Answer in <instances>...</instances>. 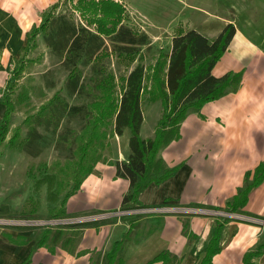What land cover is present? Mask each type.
Segmentation results:
<instances>
[{
  "label": "crops",
  "instance_id": "1",
  "mask_svg": "<svg viewBox=\"0 0 264 264\" xmlns=\"http://www.w3.org/2000/svg\"><path fill=\"white\" fill-rule=\"evenodd\" d=\"M113 1L125 8L118 26V38L113 34H100L91 26L95 24L85 23L77 7V0H0V96L16 60L22 57L27 32L34 25H39L42 13L53 6L55 8L47 30L37 35V47L27 57L35 59L34 56L39 55L40 59L34 62L35 65L40 69L45 65L42 69L46 74L45 83L41 85L43 92L48 94L55 91L53 94L58 93L71 103H75L78 86L74 90L70 89L67 79L61 84L59 72L67 74L64 78L75 67L80 72H88L89 69L95 72V60L103 49L110 51L111 58H114L113 48L123 53L122 45H127L122 40L127 32L124 26L135 30L132 27L133 21H138L136 19L141 15L146 25H141L140 33H146L150 38V43L141 46V52H146V49L153 51L157 46L163 48L159 44H162L160 40L164 38L168 45L164 52H170L172 39L179 28L185 31L196 29L212 40L226 24L233 23L235 33L211 73L220 77L231 70H242L239 88L205 102L199 111H189L181 123L180 138L159 152L168 167L179 165V168L161 183H150L140 194L142 207L171 205L199 211L185 214L143 213L134 220L132 228L128 220L131 216H125L124 219L121 215H110L103 221L84 227L81 238L66 246L61 239L56 244L48 241L36 247L39 233L33 234V230L26 228H0V264H22L28 258V264H91L94 251L104 252L113 241L123 237H127L121 251L124 264L145 263L162 250L175 254L178 264H200L215 222L227 217L222 214L228 212L224 208L243 185L245 173L264 161V30L259 25L263 21L264 0H217L215 10L211 9L210 2L205 6H196L184 0V5L201 11L206 18L202 19L199 26H191L192 22L197 21L194 15L189 14L179 19V25L171 28V32L166 31L168 34L164 36L160 33L166 29L159 32L161 26L147 23L148 18L134 6L132 0ZM67 4L69 8L65 9ZM261 9L262 13H258ZM86 15L90 16L88 13ZM245 23L253 28L252 35L245 32L243 26H238ZM160 52H156V59ZM148 57L146 54L141 62L145 65L154 64L151 63L152 58ZM137 63L134 61L129 71ZM85 74H81V77L85 78ZM150 104H155L153 111L160 116L162 114L160 99L152 101L143 98L144 122ZM4 109L0 97V120ZM12 121L11 118V127ZM154 131L152 135L142 136L151 137ZM129 136L127 141H123V147L113 151V157L96 163L93 172L69 197L66 206L69 216L113 212L121 207L130 181L116 175V166L110 160H122L130 154L127 143ZM22 151L28 155L25 150L8 146L0 148V215L15 213L23 216L26 207H29L31 215L39 214V202L33 204L35 194L22 187L25 181L32 182L31 177L23 173V177L18 179L17 166L20 163L9 160L10 156ZM215 211H219L217 218L210 215ZM242 214L264 217V180L249 193ZM185 220L189 223L187 233L184 231ZM65 229L74 233L80 228ZM10 236L18 242L11 240ZM263 241V225L231 218L223 226L219 239L220 251L213 256L212 264H242L245 252ZM81 250L89 252L79 254ZM253 261V264H264V251Z\"/></svg>",
  "mask_w": 264,
  "mask_h": 264
},
{
  "label": "trees",
  "instance_id": "2",
  "mask_svg": "<svg viewBox=\"0 0 264 264\" xmlns=\"http://www.w3.org/2000/svg\"><path fill=\"white\" fill-rule=\"evenodd\" d=\"M77 7L81 13L87 12L91 16L88 22L89 24H95L97 26L96 30L100 34H113L118 38L120 33L118 26L122 21L125 10L121 4L113 0H77ZM53 8L42 13L40 24L34 25L27 32V43L23 47L22 57L16 60L1 99L5 109L0 120V145L5 143L8 147L20 151L25 150L28 153H32L27 149V144H30L32 140L28 138L23 141L20 138V125L14 128L11 127V118L16 111V105L25 99L26 93L21 92L17 100H14L12 95L27 65L36 62V59L28 58L27 55L37 47V35L47 30L53 16ZM124 27L127 32L122 40L127 45H122V51L126 53L137 52L142 45L150 43V38L146 33H139L130 27ZM234 33L235 25L233 23L226 24L212 40L196 29L185 31L179 28L172 39L171 51H161L154 64L145 65L143 62H138L132 70L121 75L118 79L112 71L102 75L97 84L100 95L88 104L85 115L89 114V119L76 137L78 142L75 150L76 155L66 163L67 173L71 178V182L66 183L71 187L66 188L65 186L64 188L63 182L57 181L56 174L49 171L36 177L34 182L32 181L36 191H39L43 185L47 186L48 200L52 203H57L64 192L60 203L53 210L54 215L50 217L69 216L66 211L69 197L80 188L83 180L93 172L96 163L103 158L102 149L108 146V137L123 135L126 128L130 131L128 142L131 150L130 154L125 159L110 160V162L115 164L118 177H125L130 181L129 189L123 195L121 209L142 207L140 194L143 190L152 182L155 184L161 183L179 168V165L168 167L159 152L164 146L180 138L181 123L189 111L191 109L199 111L205 102L220 98L239 88L243 76L242 70H231L220 77H215L211 73L214 65L227 50ZM75 68L69 71L66 83L70 84V89L73 90L78 86L80 92L85 87L84 78L81 77L82 72ZM145 95L152 101L160 99L163 106L162 114L156 123L154 135L146 138L141 134L144 122L142 101ZM49 101L50 106L45 108L44 105L34 115H28L26 120L29 118L34 119L40 124L43 111L48 109L52 112L50 117L57 120L56 128L59 120L67 114L77 115L85 110L84 105L71 103L58 93L54 94ZM36 129V126H31L33 137L39 136ZM34 151L40 152V150ZM30 177L32 178V176ZM263 180L264 161H261L253 170L245 173L243 185L228 201L224 208L225 211L242 213V208L248 201L249 193ZM33 204H37V201L34 200ZM141 214L143 213H131L120 217L126 219L125 216H131L128 220H130V227L132 228L134 220ZM229 219L222 217V219L216 220L205 246L206 253L200 264H212L213 256L220 251L219 239L223 226ZM90 224V222H79L27 229L33 230V234H40L36 240V247L43 246L48 241L56 244L61 239H63V244L66 246L79 240L83 228ZM188 226L189 223L185 220V233L188 231ZM67 227H78L80 229L73 233L66 230ZM71 235H74V237ZM126 238L123 237L113 241L104 252L94 251L91 256V264H124L125 259L121 251ZM10 239L18 242L12 236H10ZM263 251L264 241L245 252L242 264H253V259L261 255ZM87 252L89 250H81L79 254ZM29 261L30 258L22 264H28ZM158 262L160 264H178V257L169 250H162L142 264H155Z\"/></svg>",
  "mask_w": 264,
  "mask_h": 264
},
{
  "label": "rangeland",
  "instance_id": "3",
  "mask_svg": "<svg viewBox=\"0 0 264 264\" xmlns=\"http://www.w3.org/2000/svg\"><path fill=\"white\" fill-rule=\"evenodd\" d=\"M134 3V6L140 10V12L144 13L149 21L147 23H154L161 27L158 28L159 32L163 31V29H166L163 31V33H160L162 36L165 35L167 32H171L174 27H177L179 25V19H183L184 17L188 16L189 14H192L195 16V21L197 23L192 22L191 26L193 25H200L199 23L202 21L203 18H206L205 14H203L201 11L194 10L188 7V5H184V2L181 0H132ZM189 4H193L196 6H205L207 3H212V10L217 9V0H187ZM69 8L68 4L66 5L65 9ZM263 9H261L258 13H262ZM87 13V12H86ZM86 13H81L82 19L86 23L90 19L91 16L86 15ZM264 13V12H263ZM85 14V15H84ZM141 15V13H140ZM264 15V14H263ZM261 15V16H263ZM142 16V15H141ZM137 17L136 20L133 21L132 27L135 29L136 32L142 31L141 25H146L145 20L142 19V17ZM260 16V17H261ZM145 21V22H142ZM262 24L259 22L260 27L262 30H264V16L263 21H261ZM89 23V22H88ZM93 28H96V25H91ZM242 29L247 32L248 34L252 35L253 28L250 25H247L246 23L243 25ZM198 28V27H197ZM200 29V28H199ZM167 31V32H166ZM177 31V30H176ZM168 34V33H167ZM166 34V35H167ZM256 35V34H255ZM162 41L163 48H159L157 46L156 49L151 51V49H146V52H141V48L139 51L135 52H128V53H119V51H114V48L112 49V52L114 53V58L110 56V51H107L106 49H103L96 58L95 62V72L91 69L87 70L88 72H82V75L85 74V78L83 80V83L85 85L84 88L80 90L78 93L75 103H80L81 105H84V111L77 114V115H68L65 116L63 119L59 120L58 126L55 128V124L57 120L55 118L50 117V114L52 113L50 110L46 109L43 111V116L41 118V123L38 124L34 119H28L26 120V117L28 115H34L39 109H41L44 105L45 108L50 106V98L54 95L55 91L51 93H44L41 89V85L43 86L45 83V73L40 69L37 64H28L25 71L22 73V76L17 82V88L12 95L14 100H17L18 95L21 92H25L26 96L25 99L21 101L20 103H17L16 105V111L12 115V128L20 125L21 126V139L23 141L26 139L32 140L30 144H27V149L31 151L32 153H28V155L23 152H16L12 157L10 156V159L15 160V162L20 163L17 166V177H23V173L29 174L32 176L31 180L34 182L36 180V177L42 176L43 173H46L47 171L53 172L57 176L58 182H63L64 188L71 187V185L67 184L66 182L70 181L71 178L69 174L67 173L68 168L66 166V163L72 160L75 157V150L78 146L77 142V135L81 132L85 124L87 123L89 119V114L85 115L86 110L88 109V104L90 101H93L100 95V90L98 89V81L102 77V75H105L106 72H114L116 78L118 79L121 75H124L128 73L130 67L133 65L134 61L141 62L142 59L144 60L145 55L148 54V58L151 59V63L155 62L157 51H164L168 48L167 43H165V38ZM36 61H39L40 56H34ZM155 59V60H154ZM147 65V64H146ZM93 67V66H92ZM77 69V68H75ZM74 69V71H75ZM73 71V72H74ZM98 71V73H97ZM60 74V81L61 84L63 83L65 74L63 71L59 72ZM8 80V78H7ZM5 87L3 88L4 93ZM52 91V90H51ZM48 92V91H47ZM3 93L0 96L1 99L3 97ZM47 94V96H46ZM52 95V96H51ZM49 96V97H48ZM48 97V98H47ZM146 95L144 96V99H146ZM155 104H150L147 106V117L146 121L143 123L142 127V135L143 136H149L152 135L153 130L156 127V123L159 119L158 113L153 111L152 107ZM151 109V110H149ZM14 117V118H13ZM49 118V120H47ZM31 126H36V131L39 133V136L33 137L31 134ZM125 136L123 135H112L109 136L107 139V142L109 143L108 146H106L105 149H102V155L103 158L102 161H107L110 159V157H113L115 150L117 151L119 148L123 147V141H127L128 135L130 134L129 129H125ZM122 136V137H121ZM128 143V142H127ZM1 149H3L6 144L3 143L0 145ZM11 148V147H10ZM15 149V148H12ZM33 150H40L34 151ZM27 152V151H26ZM21 155V156H19ZM24 155V156H23ZM26 156V157H25ZM29 172V173H28ZM26 178V177H25ZM24 181V180H23ZM26 191L29 190V192H33L36 196V201L39 202V210L38 215H31L29 213V207H26V211L24 212L23 216L36 219L38 217H50L53 214V210H55L56 205L60 203V200L63 197L64 192L61 194L59 201L57 203H52L48 200V192H47V186L43 185L39 191H36L34 188V184L27 180L24 183V186H22ZM65 190V189H64ZM34 200V195H33ZM27 203V202H26ZM28 206V203H27ZM121 210V207L118 209ZM185 213H190L189 211H177ZM104 214V212H97V213H88L84 215H74L77 217L80 216H87V215H99ZM12 215H17L13 213ZM22 215V214H21ZM210 215L214 216V218H217L219 215V211H215L214 214ZM73 217V216H72ZM96 221H102L96 220ZM94 220L84 221V222H90L94 223L96 222Z\"/></svg>",
  "mask_w": 264,
  "mask_h": 264
},
{
  "label": "built area",
  "instance_id": "4",
  "mask_svg": "<svg viewBox=\"0 0 264 264\" xmlns=\"http://www.w3.org/2000/svg\"><path fill=\"white\" fill-rule=\"evenodd\" d=\"M184 1V0H181ZM199 209H194L190 207H178V206H171V205H162V206H146V207H139L133 209H126V210H116L113 212H104V214L99 215H87L85 216H68V217H38L36 219L29 218L26 216H17V215H0V228H7V227H17V228H31V227H41V226H58L61 224H74L89 220H104L108 218L110 215H125V214H133V213H144V214H151V213H168V212H177V211H189V212H196ZM204 211L203 209H200ZM180 213V212H178ZM224 216L229 217L230 219H239L247 222L257 223L264 226V217L250 215V214H242L239 212H223Z\"/></svg>",
  "mask_w": 264,
  "mask_h": 264
}]
</instances>
